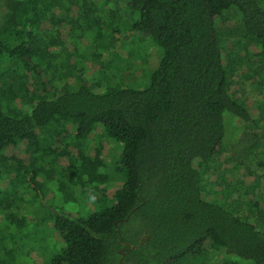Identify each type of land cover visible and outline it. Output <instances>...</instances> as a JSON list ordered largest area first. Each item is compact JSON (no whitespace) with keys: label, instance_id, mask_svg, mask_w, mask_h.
I'll list each match as a JSON object with an SVG mask.
<instances>
[{"label":"trees","instance_id":"1","mask_svg":"<svg viewBox=\"0 0 264 264\" xmlns=\"http://www.w3.org/2000/svg\"><path fill=\"white\" fill-rule=\"evenodd\" d=\"M7 1L0 0L13 2L11 25L0 33V264L30 257L39 234L34 205L52 193L87 212L53 207L63 247L49 264H181L208 245L228 261L264 264V103L252 106L232 88L247 65L237 40L253 53L246 78L264 89V0H128L139 14L132 30L162 52L139 87L86 79L78 60L92 23L104 38L100 10L110 0L102 8L92 0ZM231 9L241 16L237 30L228 25ZM106 37L101 50L113 45L112 32ZM231 117L243 126L231 148L234 168L248 172L242 194L231 190L227 169L213 167ZM98 127L122 147L124 182L113 195L101 151L86 153ZM211 170L220 181L214 194L204 183Z\"/></svg>","mask_w":264,"mask_h":264},{"label":"rangeland","instance_id":"2","mask_svg":"<svg viewBox=\"0 0 264 264\" xmlns=\"http://www.w3.org/2000/svg\"><path fill=\"white\" fill-rule=\"evenodd\" d=\"M93 2H100L102 0H92ZM6 2H8L6 0ZM10 2V1H9ZM105 2V0H103ZM128 0H110L107 8H102V2L97 3V7H101L100 16L103 24L102 35L103 39H99L95 31L96 25L91 24L92 34H84V39L81 40L80 60L84 67L83 72L86 79H98L102 86L108 84H123L125 86L139 87L147 83L149 73L156 69L160 63L162 52L154 44L153 40L144 34L132 30L131 25L139 19V14L134 12L131 8L126 7ZM0 3V33L10 27L12 22V4L10 2L7 7ZM100 8V9H101ZM113 11V14L110 11ZM111 11V12H112ZM228 25L231 30H237L241 26V16L238 10L231 9L228 12ZM109 24V26H108ZM113 35V45L108 49L101 50L99 44L104 43L107 35ZM102 42V43H101ZM236 51L242 53L244 61L247 65H242L238 70V75L234 79L233 93L240 95L241 99L256 106L264 103V89H260L256 82L248 80L245 76L250 74V67L254 62L252 60L253 53L246 52L247 45L245 43L234 41ZM79 49V50H80ZM248 53V54H247ZM247 55V56H246ZM85 68V69H84ZM71 83L78 84V81ZM249 108V106H248ZM229 113L225 115L227 117ZM226 119V118H225ZM242 121L239 118H230L227 122V138L225 142L224 153L214 159V166L222 165V168L217 169V173L224 172L229 179H231V190L237 189L239 194L244 193L241 189V180L248 175V172L242 168L237 170L234 168L236 162L231 157V148L234 142L241 136L243 132ZM226 126V122H225ZM226 126V128H227ZM242 145L235 144V150L242 151ZM101 151L102 157L106 160V167L103 172L110 175L109 193H114L119 187L123 185L124 176L120 171H117L120 163V156L122 147L115 141L109 140L104 136L102 127H98L94 134L87 141L86 153H96ZM225 168V169H224ZM258 173V172H257ZM256 173V174H257ZM213 174V176H212ZM215 170H211L206 176L205 185L208 192H213L214 184L217 181V174ZM264 178V177H263ZM214 179V180H213ZM251 182L252 178H248ZM213 180V181H212ZM264 180V179H263ZM220 181H217L219 183ZM253 185V183H250ZM263 188L256 191V197L252 195L253 200H261V192ZM113 195V194H112ZM111 195V196H112ZM214 196V195H213ZM50 198L46 201L47 204L39 206V201L34 205V211L38 217L39 234L38 241L34 245V249L30 250V257L25 258L23 264H49L50 259L62 247L58 235L54 229L53 222V207H58L65 213L86 214V207L73 200L65 199L59 194L52 193ZM80 203H84V196H77ZM241 205L248 201V196L241 197ZM250 199V197H249ZM57 212V211H55ZM243 213H245L243 211ZM254 214V212H251ZM257 218V217H256ZM29 250V249H27ZM238 259L237 257H235ZM240 260V259H238ZM181 264H247L244 261H228L226 254L221 250L211 249L205 247L203 257L194 256L184 260Z\"/></svg>","mask_w":264,"mask_h":264}]
</instances>
